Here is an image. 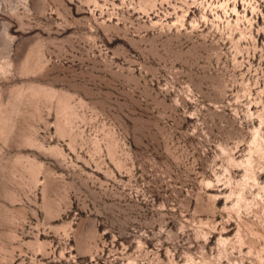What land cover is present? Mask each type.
<instances>
[{
  "label": "rangeland",
  "instance_id": "374dc122",
  "mask_svg": "<svg viewBox=\"0 0 264 264\" xmlns=\"http://www.w3.org/2000/svg\"><path fill=\"white\" fill-rule=\"evenodd\" d=\"M0 264H264V0H0Z\"/></svg>",
  "mask_w": 264,
  "mask_h": 264
}]
</instances>
